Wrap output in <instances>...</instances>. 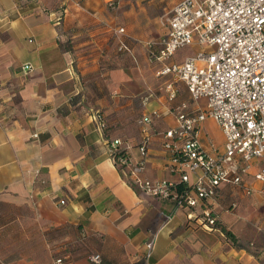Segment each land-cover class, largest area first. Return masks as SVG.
Returning <instances> with one entry per match:
<instances>
[{
	"label": "crops",
	"instance_id": "crops-1",
	"mask_svg": "<svg viewBox=\"0 0 264 264\" xmlns=\"http://www.w3.org/2000/svg\"><path fill=\"white\" fill-rule=\"evenodd\" d=\"M180 1L0 0V264H264L263 248H236L220 230L197 226L202 205L180 208L175 198L149 196L131 174L142 157L138 120L171 112L153 120L139 178L178 183L162 133L176 126L178 105L192 112L206 105L182 83L169 101L171 77L157 76L160 64L145 46L166 29L147 33L145 23L157 17L143 7ZM112 28L125 29L133 54L119 53ZM198 50L181 49L170 63ZM199 137L211 154L224 151L214 120L201 124ZM116 138L128 147L126 163L109 150ZM263 167L264 159L254 161L243 183L221 186L214 203L243 244L260 236L253 226L264 185L254 175ZM94 254L101 263L90 260Z\"/></svg>",
	"mask_w": 264,
	"mask_h": 264
},
{
	"label": "built area",
	"instance_id": "built-area-1",
	"mask_svg": "<svg viewBox=\"0 0 264 264\" xmlns=\"http://www.w3.org/2000/svg\"><path fill=\"white\" fill-rule=\"evenodd\" d=\"M162 26L164 36L159 41H147L145 46L160 64L157 76L171 77L165 85L168 100L177 98L176 85L182 83L192 101H206L205 108L197 112L187 110L186 103L178 105L176 126L162 133L171 168L181 177L178 183H188L191 190L180 195L178 183L139 178L146 167L153 120L171 112L154 110L138 120L142 157L132 166L131 174L149 196L175 198L180 208L202 205L198 221L205 229L215 230L219 215L213 207L220 187L241 185L252 163L264 159V0H182ZM112 31L119 51L133 54L124 38L125 29ZM192 46L199 50L182 63H170L179 50ZM149 101L147 98L145 105ZM208 119L214 120L225 136L224 151L217 155L204 149L200 141L201 124ZM100 120L103 129V118ZM109 150L117 164L127 162L128 157L117 155L128 151L121 139H114ZM254 177L264 185V167ZM154 247L155 238L146 244L147 258ZM90 260L101 263L102 258L94 254ZM55 263L65 264V260L58 258Z\"/></svg>",
	"mask_w": 264,
	"mask_h": 264
},
{
	"label": "rangeland",
	"instance_id": "rangeland-1",
	"mask_svg": "<svg viewBox=\"0 0 264 264\" xmlns=\"http://www.w3.org/2000/svg\"><path fill=\"white\" fill-rule=\"evenodd\" d=\"M167 5L164 4H159V5H152V6H148L145 5L143 8L145 10H150V12H153L155 14L154 18L157 17L156 20L153 21V26L152 25H146L144 26V30L150 34V32H155L157 29H159L160 31H162V22L165 21V19L167 18L168 13L170 12L171 8L173 7V5H168L167 9L164 10V8H166ZM162 11V13L158 14V11ZM157 28V29H156ZM154 36V35H153ZM150 37H152V35H150ZM209 131L213 133V135L216 137L218 136L217 142H219V138H220V129L214 125V127L209 128ZM216 134V135H215ZM262 210H260L258 213L257 218L259 219L257 221V223L253 226L254 230L256 232H258V234L260 236L257 237V235L255 236L254 243H248V244H244L246 245V247L252 249V251H254V253H257L261 250V248H263L264 251V229L259 230L258 227H261V225L264 227V200L262 201ZM237 209H235L236 211ZM225 226L228 227V225L226 223ZM197 226H202L201 223L197 220L196 222ZM203 227V226H202ZM229 228V227H228ZM262 228V227H261ZM208 230V229H206ZM211 231L210 233H216L215 230H209ZM225 237V235H224ZM226 238V237H225Z\"/></svg>",
	"mask_w": 264,
	"mask_h": 264
},
{
	"label": "trees",
	"instance_id": "trees-1",
	"mask_svg": "<svg viewBox=\"0 0 264 264\" xmlns=\"http://www.w3.org/2000/svg\"><path fill=\"white\" fill-rule=\"evenodd\" d=\"M126 41V40H125ZM127 42V41H126ZM121 54H125L126 52H119ZM129 54V53H127ZM103 123H104V127H103V131H105L107 124L103 118ZM118 139V138H116ZM113 140L109 141V144L112 142ZM117 155H121L123 157H128L127 155V150H122L121 152H119ZM191 190V186L188 183H184V182H180L176 185V191L178 194H187L188 191ZM215 230H220L226 237V240L230 241L234 247L236 248H245V245L243 243L240 242L239 238L237 237V235L230 230L227 226H225V224H223V222H221V219H218L217 224L215 225Z\"/></svg>",
	"mask_w": 264,
	"mask_h": 264
}]
</instances>
